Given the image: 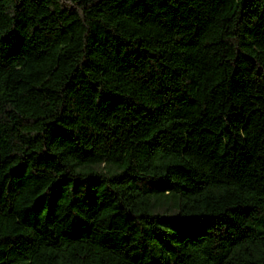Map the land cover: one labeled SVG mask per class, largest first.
I'll return each mask as SVG.
<instances>
[{
	"label": "trees",
	"instance_id": "16d2710c",
	"mask_svg": "<svg viewBox=\"0 0 264 264\" xmlns=\"http://www.w3.org/2000/svg\"><path fill=\"white\" fill-rule=\"evenodd\" d=\"M0 264H264V0H0Z\"/></svg>",
	"mask_w": 264,
	"mask_h": 264
}]
</instances>
